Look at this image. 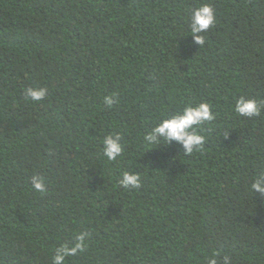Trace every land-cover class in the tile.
Instances as JSON below:
<instances>
[{
  "label": "trees",
  "instance_id": "1",
  "mask_svg": "<svg viewBox=\"0 0 264 264\" xmlns=\"http://www.w3.org/2000/svg\"><path fill=\"white\" fill-rule=\"evenodd\" d=\"M205 3L216 21L201 46L189 21ZM241 95L258 116L234 111ZM199 103L215 118L191 154L154 134ZM256 180L264 0H0V264H53L78 240L63 264H264Z\"/></svg>",
  "mask_w": 264,
  "mask_h": 264
},
{
  "label": "clouds",
  "instance_id": "2",
  "mask_svg": "<svg viewBox=\"0 0 264 264\" xmlns=\"http://www.w3.org/2000/svg\"><path fill=\"white\" fill-rule=\"evenodd\" d=\"M216 21L215 11L211 4L205 3L195 8L191 12V19L189 21L192 34L195 40L201 46L204 45V37L196 35V33L206 32ZM27 95L33 101H41L47 95V89L29 87ZM111 104V101H108ZM260 103L254 98H245L241 95L236 99L234 111L239 115L254 117L260 114ZM215 118L208 103H199L196 106H185L182 110L172 115L170 118L163 119L154 129V134L164 137L171 141L175 140L183 144L185 152L191 154L193 146L202 145L204 137L197 134L196 129L206 121H211ZM104 154L110 159L114 160L120 155L122 148L119 144V138H114L109 135L103 140ZM33 187L37 192L44 191L43 178L37 175L32 177ZM120 183L128 188L139 187L140 179L137 175H129L127 172L123 173V178ZM252 187L261 193H264V181L256 180ZM83 251L82 243L78 242L72 246H62L57 249V254L52 258L53 264H63L65 258L70 255H76ZM207 264H217L215 257H209ZM224 264H230V257L224 256Z\"/></svg>",
  "mask_w": 264,
  "mask_h": 264
}]
</instances>
